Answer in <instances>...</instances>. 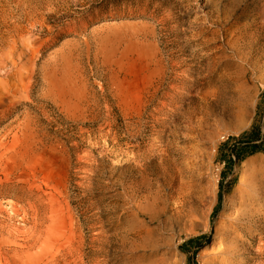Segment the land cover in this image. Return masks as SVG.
Returning a JSON list of instances; mask_svg holds the SVG:
<instances>
[{
    "label": "rangeland",
    "instance_id": "374dc122",
    "mask_svg": "<svg viewBox=\"0 0 264 264\" xmlns=\"http://www.w3.org/2000/svg\"><path fill=\"white\" fill-rule=\"evenodd\" d=\"M34 2L31 28L3 1L34 42L22 91L0 106V264H138L143 249L126 232L145 219L126 186L150 146L173 153L168 191L183 193L166 200L172 230L143 263L210 264L241 173V162L226 166L230 148L264 131V45L251 64L227 50V64L217 58L238 0ZM256 156L264 149L244 160ZM223 176L234 185L219 199ZM36 211L46 220L33 231ZM257 245L247 264L262 261Z\"/></svg>",
    "mask_w": 264,
    "mask_h": 264
},
{
    "label": "bare ground",
    "instance_id": "6f19581e",
    "mask_svg": "<svg viewBox=\"0 0 264 264\" xmlns=\"http://www.w3.org/2000/svg\"><path fill=\"white\" fill-rule=\"evenodd\" d=\"M0 0V24L4 27L0 32V106L3 97H15L23 87L22 69L24 62V49L33 44V39L25 36L19 30L18 24L12 20L13 14L5 9ZM9 1V0H6ZM14 6L21 10V15L27 18L33 28L35 20L32 19L35 11L34 0H10ZM223 20V19H222ZM229 34L231 36H229ZM221 36L224 44L218 48L217 58L227 64L226 50L233 54L238 67L243 64L254 63L264 44V0H238V26L230 33ZM220 38V36H219ZM217 53V52H216ZM0 108V113L2 112ZM1 119V116H0ZM153 146L148 147L138 156L142 163L135 173H132L128 183V191L135 196V209L137 217H142V225H134L130 237L132 249L141 248L143 254L138 264L147 261L149 256L156 255L158 248L164 244L162 230H172L173 216L165 215L168 199H175L183 193L181 184L178 189L173 188L174 171H172L171 154L163 148L162 152L154 153ZM156 161L158 166L151 172L148 163ZM241 173L235 192L226 198L220 212L221 227L216 232L217 245L213 248L210 264H247L244 258L250 251L249 244L257 236L258 245L256 253L264 260V157L256 156L249 161H241ZM55 199L52 197V200ZM51 200V199H50ZM184 203L179 202L176 209ZM178 214V212H176ZM33 231L37 224L46 220L43 213L37 211L33 215ZM152 224H156L152 226ZM3 229V227H1ZM2 230H0V233ZM29 250V246H25ZM210 256L202 260L208 259ZM157 262V263H154ZM148 264H165L162 259L150 261ZM172 264H177L174 260Z\"/></svg>",
    "mask_w": 264,
    "mask_h": 264
},
{
    "label": "trees",
    "instance_id": "16d2710c",
    "mask_svg": "<svg viewBox=\"0 0 264 264\" xmlns=\"http://www.w3.org/2000/svg\"><path fill=\"white\" fill-rule=\"evenodd\" d=\"M254 129L255 128L252 127L250 130V133H254L252 139H249V138L237 139L236 140L237 142L231 146L230 151H229V155L226 158V166L231 167L232 164H239L249 154H253V153L258 152V151H263V149H264L263 148L264 131H260V128H256L255 130ZM233 156H234V158H233ZM223 177L224 178L222 179V182H220V184H219V190H218L219 199L221 198L222 193H224V191L225 192L230 191L231 187L234 185L233 184V185L227 186L225 189V184H223V182L227 176H223ZM234 182H235V178L232 179L231 183H234ZM199 239L201 240L202 237ZM199 239L198 238L188 239L186 241V243L196 242L195 248L198 249L202 245L200 242H198ZM207 241H208V239H207ZM194 253L192 254V257L194 256Z\"/></svg>",
    "mask_w": 264,
    "mask_h": 264
}]
</instances>
